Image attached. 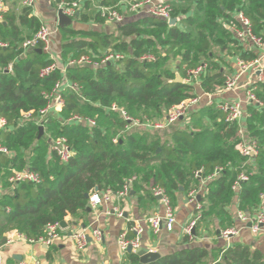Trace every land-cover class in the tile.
I'll list each match as a JSON object with an SVG mask.
<instances>
[{
    "label": "trees",
    "instance_id": "obj_1",
    "mask_svg": "<svg viewBox=\"0 0 264 264\" xmlns=\"http://www.w3.org/2000/svg\"><path fill=\"white\" fill-rule=\"evenodd\" d=\"M116 1L104 4L115 6ZM181 1L183 4L173 10V18L179 22L176 26L143 16L118 26L117 34L63 28L60 58L64 63L91 53L102 57L108 51L121 53L125 59L97 69L75 67L65 73L58 69L47 77H41V71L55 61L54 55L34 50L24 53L22 44L27 39L23 41L13 14L6 18L8 25H0V41L9 45L0 48V116L8 122L2 142L13 153L12 157L0 155V188H10L0 197V246L7 243L10 233L37 239L45 235L48 224L87 215V195L96 189L100 193L120 191L133 178L132 190L143 197L155 199L152 188L160 187L173 202L181 189L187 194L200 189L196 172L201 170L205 178L226 167L200 193L202 208L197 215L202 218L194 228L195 235L207 219L228 216L227 207L237 196L245 212L260 205L264 195V84L255 90L263 106L248 105L245 110L247 135L259 146L258 155L250 159L237 151L241 141L237 126L227 124L224 114L213 106L191 111L188 125L167 133L144 128L125 132L128 123L121 113L109 110L116 105L135 119L164 120L171 107L197 97L195 84L186 80L188 71L202 63L208 64L200 78L202 91L212 94L222 88L225 77L220 63L232 55L231 45L238 44L232 25H238L235 14L239 11L251 21L254 33L264 38V0ZM85 11L79 18L87 23L92 13ZM183 14L188 16L182 18ZM95 16V22H104ZM145 55L155 60H142ZM173 57L179 61L177 70L170 68ZM10 65L12 72L7 70ZM178 76L184 83L175 82ZM58 81H67L75 89L62 93L65 106L61 113L49 117L39 139L34 122L20 128L18 121L23 113L37 114L43 109L47 104L44 94ZM74 115L95 119L97 126L67 124ZM60 137H66L75 152L68 163H62L51 150L50 140ZM27 169L38 173L42 183L8 185L12 170ZM242 172L252 175L235 192L233 185ZM193 236L192 232L186 238ZM126 257L133 264L138 262L134 253ZM207 258L206 250L194 248L153 264H205ZM214 264H264V258L248 247L235 246Z\"/></svg>",
    "mask_w": 264,
    "mask_h": 264
},
{
    "label": "crops",
    "instance_id": "obj_2",
    "mask_svg": "<svg viewBox=\"0 0 264 264\" xmlns=\"http://www.w3.org/2000/svg\"><path fill=\"white\" fill-rule=\"evenodd\" d=\"M26 1L28 0H0V11H3L4 15L1 24L5 26L8 25L6 18L13 14L16 17L15 25L21 29V32L23 33V41L32 38L38 32L41 24L47 25L52 31L51 51L54 57L57 60H60L57 61L59 66L63 67L66 64L60 58L63 32L62 28L59 26L58 19L59 3L61 0H33V4L30 7L24 6ZM93 1H103V4L106 2V0ZM93 1L84 0L85 13H92L90 22L85 23L80 21L79 15L76 19H73L70 28L77 32L92 31L97 33L104 32L107 34L115 32L118 25L109 24L104 19V22H95V15L98 14L96 11L93 12L90 10L94 7L92 5ZM117 1L118 3L116 5L122 1L140 0ZM153 1L171 3L174 7L183 4L181 0ZM115 3L113 5H115ZM87 5L91 7L89 10L88 8L86 9ZM119 9L124 13L126 21L143 17V15L136 16L122 7H119ZM84 11L82 13H84ZM25 15H28V20L25 18L26 22L23 21ZM187 16L183 14L182 18H186ZM235 18L239 26L237 13L235 14ZM31 20L34 21V23L30 22ZM115 33L117 34V31ZM234 41L238 42V44L231 45L232 55L226 56L224 61L220 63L224 77L239 73L237 65L238 58H242L246 61H252L260 57L264 58V46L258 48L248 40L239 41L234 38ZM178 63L179 61L177 59L172 61L170 63V68L172 70H177ZM258 79L259 77L255 73L248 72L244 74L241 77L238 88L235 92L216 96L214 97L215 101L240 102L243 104L245 111L248 106L246 104V93L250 86L256 83L257 89L259 84H264V77L262 83H258ZM195 87V94L200 97L201 100L198 105L191 109L193 112L200 111L208 106V98L204 95L206 93L202 91L200 81L195 83ZM188 124L187 119H184L175 125H172V127L184 128ZM46 138H49V135H47ZM9 190L4 191L2 189V194L10 192ZM142 195L143 194L140 192L138 193L131 190L128 197L118 200L114 199L111 203H104L97 210L91 211L85 216L78 217L75 220L70 217L66 218L65 221L68 224V229H62V236L50 247L40 243L29 244L20 239L18 237L19 234L10 233L7 237L8 239H11L12 242L3 245L0 262L1 264H21L22 262L29 264H133L126 257V254H123L120 251L118 238L124 232H128V237L133 238L135 234L131 232V228L137 224L144 228V234L141 236V247L158 252L162 257L173 255L178 251L186 249L201 248L208 253V258L204 263L214 264L222 260L224 252L229 248L243 246L250 248L252 253H259L264 258V233L253 235L249 226L242 224L238 220V212L243 211L240 209L238 196L234 199L233 203L227 207L228 216L223 217L222 220H219L217 216L207 219L202 227L199 228L197 234L191 239H187L184 230L197 216V205L198 203L200 204V201H197L196 203L190 202L188 194L181 190L172 202L176 215V225L174 230L169 232L164 228L160 234H155L148 223V219L154 216L163 217L165 215V207L159 198L156 197L153 199L150 197H143ZM261 209H264V199H261V203L258 207L250 212H246L254 213ZM118 212H122L123 217H119ZM220 224H223V228H221L222 226H220ZM230 228L238 229L239 234L229 240L220 237L221 231ZM83 229L88 230V241L89 239L90 241L85 250L79 251L75 242L70 238L69 233H74ZM94 229H98L103 233V239L100 242H97L92 237ZM138 263L139 258L136 264Z\"/></svg>",
    "mask_w": 264,
    "mask_h": 264
},
{
    "label": "built area",
    "instance_id": "obj_3",
    "mask_svg": "<svg viewBox=\"0 0 264 264\" xmlns=\"http://www.w3.org/2000/svg\"><path fill=\"white\" fill-rule=\"evenodd\" d=\"M93 1V0H92ZM33 4V0H28L24 3V6L30 7ZM93 9L96 13L109 24L112 25H122L126 22V18L123 12L120 11L119 7L124 8L126 11L135 14L136 16H148L156 19H160L169 23L173 19L174 6L167 2H154L153 0H140V1H122L115 6H106L103 1H93ZM85 5L84 0H61L59 3V10L63 14L69 17L71 20L76 19L84 11ZM3 11H0V24L3 21ZM238 25H232V30L235 34V38L239 41H250L254 46L262 48L264 46V38L257 36L252 28L251 21L246 17L243 12H237ZM230 28V26H228ZM51 38L52 31L50 28L41 24L38 32L30 39H27L22 44L23 52L33 51L35 49H42L43 52L52 55L51 51ZM9 45L6 42L0 41V48H8ZM54 62L48 67L41 71V77H47L50 73L60 69L63 73L66 72L68 68L75 67H93L100 68L107 64L116 63L125 59V56L121 53H115L112 51L105 52L102 57H98L94 54L82 55L79 58L70 59L63 67H60L57 59L53 56ZM142 60L154 61L155 58L151 55H145ZM237 65L239 68V73L234 75H229L225 77L224 86L216 90L212 94H204L208 98V106L215 107L218 111L222 112L225 116V122L229 125L237 126V133L241 139L237 145V151L244 158L250 159L258 155L259 146L258 143L250 139L247 135L246 125H245V111L243 104L240 102H216V96H220L224 93H233L237 90L239 81L241 77L252 72L258 75V83L263 82L264 77V58L260 57L252 61H246L242 58H238ZM208 67L207 63H202L196 69L188 71L187 83H197L200 81L202 74L206 71ZM7 70L12 72V66L10 65ZM256 83L252 84L246 93V104L247 105H257L263 106V103L255 95ZM75 89L74 85H71L67 81H58L51 92L45 93L44 97L47 100L46 106L41 109L37 114L32 112L23 113L18 121V127H23L29 122H34L38 127H44L48 122L51 115H56L62 112L65 101L62 93L66 89ZM200 97H194L189 99L182 104L173 106L169 109L167 116L164 120L152 121L147 118L144 120L135 119L129 116L125 111L119 109L116 105L110 107L112 112H120L124 120L128 123L125 132H128L134 128H144L152 131H163L168 129L172 125H175L181 120H186L189 118L191 109L198 105L200 102ZM83 124L90 128L97 126L95 119L84 117L81 115H74L70 117L67 124ZM8 122L7 120L0 116V155H5L12 157V151L3 145L2 133L7 131ZM51 141V150L57 155L62 163H68L74 156L75 152L71 148L68 139L66 137L57 138L55 141ZM117 141V139H115ZM249 162V161H248ZM250 163V162H249ZM226 169V167L217 168L211 175L202 178V171L196 172V177L201 181V187L199 190H193L188 194V199L190 202H197L198 196L205 189L207 184L215 179H217ZM250 172H242L233 185V190L235 192L240 191L241 186L250 180ZM136 179H129L120 191L106 190L105 192H96L89 197V208L91 211L97 210L104 203H111L114 199H123L130 195L133 183ZM8 183L11 187H16L22 183H32L39 185L42 183V179L38 173L30 169L27 170H12L11 176L8 179ZM152 194L159 198L164 207L165 215L163 217L154 216L148 219V223L155 234H160L165 228L167 231H173L176 225V215L175 209L172 205L171 199L166 195V192L160 187L152 188ZM2 195V189L0 188V197ZM264 199V195H262ZM201 204L198 203L197 209H201ZM9 212L10 209H7ZM119 217H123L122 212H118ZM201 215H197L185 228L184 233L187 236H192V232L201 219ZM238 220L249 226V229L253 235H260L264 233V209L258 210L254 213H247L245 211H239L237 214ZM131 232L135 234L133 238L128 237V232L122 233L118 238V246L123 254L128 253V248L132 247L135 251L141 247V236L144 234V228L137 224L131 228ZM63 230L60 223L48 224L46 227L45 235L37 239H28L25 236L19 235L18 237L29 244L40 243L47 247H50L54 242L62 236ZM239 230L236 228H230L220 232V237L229 240L230 238L237 236ZM88 230L83 229L72 233L70 238L75 242L76 247L79 251H83L88 246ZM92 237L97 242L103 239V233L94 229L92 232ZM12 242L11 239L7 241V244ZM3 246H0V257L2 255ZM1 264V262H0ZM21 264H29L22 262Z\"/></svg>",
    "mask_w": 264,
    "mask_h": 264
},
{
    "label": "water",
    "instance_id": "obj_4",
    "mask_svg": "<svg viewBox=\"0 0 264 264\" xmlns=\"http://www.w3.org/2000/svg\"><path fill=\"white\" fill-rule=\"evenodd\" d=\"M58 19H59V26L63 29V28H67L70 27L73 23V20H71L69 17L65 16L63 14V12L61 10H59L58 12ZM178 24V19L173 18L172 20L169 21V25L170 26H176ZM34 51L38 52V53H42V49H35ZM177 83H183V79L178 76V78L176 79ZM44 135V127H39V139L42 138ZM182 190V189H181ZM96 191L98 192V189H96ZM87 198H89V196L87 195ZM201 200V196L198 197V201ZM88 212H91V209L88 208ZM61 228L62 229H68V224L66 223V221H62L60 223ZM193 234L195 235V232H193ZM72 233H69V236H71ZM90 241V239H89ZM128 253H134L135 255L138 256L139 258V263L138 264H153L159 260H161L163 257L160 253L158 252H154L148 248L145 247H140L138 249H136L135 251L133 250L132 247L128 248Z\"/></svg>",
    "mask_w": 264,
    "mask_h": 264
},
{
    "label": "rangeland",
    "instance_id": "obj_5",
    "mask_svg": "<svg viewBox=\"0 0 264 264\" xmlns=\"http://www.w3.org/2000/svg\"><path fill=\"white\" fill-rule=\"evenodd\" d=\"M51 39H52V38H51ZM175 60H176V58L173 57V59L171 60V62H172V61H175ZM171 62H170V63H171ZM183 83H184V82H183ZM172 129H174V127L171 126V127H169L168 129H165V130H163V131H157V132L167 133V132L171 131Z\"/></svg>",
    "mask_w": 264,
    "mask_h": 264
}]
</instances>
